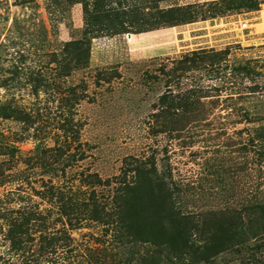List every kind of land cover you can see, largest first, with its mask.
Masks as SVG:
<instances>
[{"label":"rangeland","instance_id":"1","mask_svg":"<svg viewBox=\"0 0 264 264\" xmlns=\"http://www.w3.org/2000/svg\"><path fill=\"white\" fill-rule=\"evenodd\" d=\"M63 1L0 0V106L6 112L19 107L29 113L34 120L29 131L41 126L40 135L45 137L46 145L63 140L66 145L70 142V151L84 150L83 157L66 169L65 176L60 174L55 180H62L74 191L82 171L97 172L106 178L118 173L125 156L155 155L158 166L170 167L171 180L181 191L185 211L204 212L224 205L244 208L249 202L264 201V27L258 28L260 32L253 41L248 35L258 27V14L264 15V0L260 8L247 15L235 16L234 11H228L231 13L205 20L203 31L173 33L174 27H163L130 37L124 33L92 38L88 66L71 67L68 76L59 75L61 48L79 36L83 21L81 3L65 7ZM208 1L212 0L174 2L201 6ZM171 3L173 0L160 6ZM243 23L247 27L242 29ZM200 35L206 38L202 41ZM228 45L231 51L225 74L217 79H206L202 70L191 74L203 76L204 85H216L218 89H211L206 92L210 96L201 98L207 109L205 116L183 131L153 132L157 126L153 115L160 105L166 78H153L158 68L163 64L170 68L174 59L189 50L205 46L223 49ZM245 61L252 67L248 77L230 71V62ZM66 118L76 138L70 134L60 136ZM23 127V122L0 118V142L14 141L25 157L33 149L34 140L29 137L19 141L20 136L29 134ZM168 127L172 126L163 128ZM77 142L81 146L74 147ZM16 155L11 160L10 155L0 154V163L6 161L4 169L9 175L0 185V264H35V260L43 264L47 257L40 235L42 229L47 231L44 221L29 226L20 237L16 236L18 240L3 234L20 209L42 213L50 206L40 199L41 170L26 168L24 159ZM9 165L10 170L5 168ZM51 211L48 221L53 222L56 207ZM41 224L42 229L37 230ZM46 224L50 230L59 228L58 223L56 227ZM70 235L75 251L58 249L47 257L52 260L50 264H88L78 252V245L106 244L114 264H151L150 256L161 255L151 244H137L134 255L116 254L109 237L103 236L102 228L92 222L70 230ZM136 256L139 260H131ZM246 259L225 251L216 257V262L250 264ZM190 262L162 256L157 264Z\"/></svg>","mask_w":264,"mask_h":264},{"label":"trees","instance_id":"2","mask_svg":"<svg viewBox=\"0 0 264 264\" xmlns=\"http://www.w3.org/2000/svg\"><path fill=\"white\" fill-rule=\"evenodd\" d=\"M168 1L133 0L127 3V0H64L65 7L81 3L83 23L79 36L62 45L63 60L59 75L68 76L71 67L83 69L88 66L92 38L170 28L218 18L231 13L228 11L235 14L255 11L263 2L212 0L200 6V3L182 5L173 0L172 5L160 6V3ZM230 51V45L223 49L189 50L174 59L170 68L166 69L167 64L158 68V75L154 74L153 78L160 80L159 75L166 78L159 96L160 105L153 115L157 125L153 127V132L183 131L205 116L207 109L201 98L210 96L206 92L211 89H218L216 85H204L201 81L203 76L191 74L202 70L206 79L219 78L229 69L227 56ZM230 66V71L245 77L252 73L249 61L230 62ZM4 109L0 106V118L23 122V130L29 131L34 123L29 113L19 107H13L9 112ZM64 121L60 136L68 137L70 134L76 138L70 119ZM164 126L172 127L164 129ZM41 131V126H35L32 132L19 137L20 142L29 137L34 140L33 149L25 157L21 156L14 141L0 142V154H8L13 160L17 153L16 157L24 159L26 168L41 170L39 179L43 188L39 192L40 199L50 205L42 212L44 215L34 209H20L19 215L5 229V237L18 240L21 232L29 229V226H38L44 221L43 227L47 231L42 229V224L37 230L42 229L43 252L46 251L49 257L61 248L65 252L75 251L76 248L71 246L73 239L70 230L92 222L102 228L103 236L109 237L116 254L134 255L137 244L154 246L161 255L150 256L148 261L151 264H157L162 256L167 260L178 258L184 263L191 261V264H195L187 255L198 260L197 264H218L216 257L225 251H232L242 259L247 258V263L264 264V241H261L264 239V201L249 202L244 208L224 205L220 209L204 212L185 211L181 191L176 190L175 181L171 180L170 167L158 166L155 155L125 156L118 173L106 178L97 172L82 171L73 191L55 177L60 174L65 176L66 169L83 157L84 150L78 148L70 151V142L66 145L63 140L52 146L46 145ZM261 134L264 136V133ZM72 141L75 142L74 139ZM81 144L77 142L74 147ZM16 162L15 159V165ZM4 164L0 163V185L9 177ZM5 168L10 170V165ZM55 207L57 215L50 222L51 210ZM46 222L52 227L58 223L59 228L50 230ZM108 249L106 244L100 247L78 245V252L87 258L88 264H114ZM46 259L43 264L52 263V260ZM131 260L139 259L136 256ZM35 264H38L36 260Z\"/></svg>","mask_w":264,"mask_h":264},{"label":"crops","instance_id":"3","mask_svg":"<svg viewBox=\"0 0 264 264\" xmlns=\"http://www.w3.org/2000/svg\"><path fill=\"white\" fill-rule=\"evenodd\" d=\"M250 12H253V11H250ZM250 12H243V13H240V14H235V16L247 15ZM203 22H205V21H198V22H194V23H186L184 25L175 26L174 29H176V31H173L172 29L171 30H172L173 33L174 32L184 33L186 31V29L188 30V32L189 31L191 32V31H195V30H198V29H201L202 28V31H203L204 30L203 28L205 26V23H203ZM243 24H245V27H247V24L246 23H243ZM255 24H256L255 26H258L257 29L255 27L254 30L252 32H249V34H248L251 37V39H250L251 41L254 40V37H257V34L256 33H259L260 32V29H258V28L264 27V15L258 14L257 19L255 21ZM191 33H193V32H191ZM194 34H199V33H194ZM173 35H175V34H173ZM176 35L179 36L181 34H176ZM200 36H201L200 40H202V41H203L204 38H206L203 35H200ZM192 38H194V37H191L190 39H192ZM192 40H196V39H192ZM202 48H206V46L205 47H202Z\"/></svg>","mask_w":264,"mask_h":264},{"label":"water","instance_id":"4","mask_svg":"<svg viewBox=\"0 0 264 264\" xmlns=\"http://www.w3.org/2000/svg\"><path fill=\"white\" fill-rule=\"evenodd\" d=\"M126 35H127V37H130L131 34L130 33H127Z\"/></svg>","mask_w":264,"mask_h":264},{"label":"built area","instance_id":"5","mask_svg":"<svg viewBox=\"0 0 264 264\" xmlns=\"http://www.w3.org/2000/svg\"><path fill=\"white\" fill-rule=\"evenodd\" d=\"M242 27H245V24H242Z\"/></svg>","mask_w":264,"mask_h":264},{"label":"bare ground","instance_id":"6","mask_svg":"<svg viewBox=\"0 0 264 264\" xmlns=\"http://www.w3.org/2000/svg\"><path fill=\"white\" fill-rule=\"evenodd\" d=\"M241 28L243 29V28H245V27H242V26H241Z\"/></svg>","mask_w":264,"mask_h":264}]
</instances>
